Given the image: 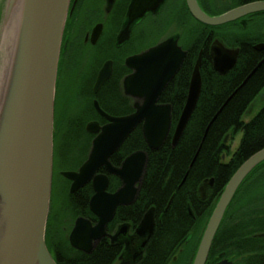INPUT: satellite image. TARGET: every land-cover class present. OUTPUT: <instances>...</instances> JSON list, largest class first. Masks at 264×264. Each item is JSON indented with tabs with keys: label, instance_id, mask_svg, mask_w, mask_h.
<instances>
[{
	"label": "flooded vegetation",
	"instance_id": "obj_1",
	"mask_svg": "<svg viewBox=\"0 0 264 264\" xmlns=\"http://www.w3.org/2000/svg\"><path fill=\"white\" fill-rule=\"evenodd\" d=\"M133 1L71 0L70 2L58 68L54 108V126L56 129L54 133L52 193L46 234L47 247L58 264H62L63 252L60 249L63 247H67L70 250L69 255L78 259L91 260L95 257H101L104 255V250L107 249L111 258L110 264H139L154 240L158 224H163L164 227L167 225V220H160V217L163 213H167L173 200V198L170 200L168 206L162 210L163 212H160L155 205L149 207V205L138 204L150 163V155L161 151L167 142H170L173 148L178 144L174 145L173 143L174 134L186 105L192 73L200 53L202 52L201 67L204 66V60H206L208 67L219 73L214 69L215 56H217L214 43L219 41L226 49L237 52L234 67L225 75L235 72L238 66L245 67L249 72L232 97L239 90L248 87L252 76L258 70V73H262L264 69V12L250 14L228 24L212 27L195 18L188 5V0H162V3L155 10L148 11L142 19L132 26L129 38L120 43V35L127 25ZM196 1L207 15L216 17L238 7L264 0ZM4 3L5 0H0V15L3 14ZM200 24L210 27L203 37L204 47L202 48L199 44L200 33L197 34ZM195 35L197 37L193 40ZM153 37L155 38L154 42L144 45L148 38ZM170 38L177 40L179 46L187 52L184 64L189 59L194 61L192 62L193 70L191 71L187 97L184 95L186 83L184 76L178 77L181 68L158 101V104L172 108V126L168 139L159 150L150 149L144 138L143 124H140L136 129H141L147 149H136L133 139L135 129L110 156L109 166L104 163L102 158L84 169L90 160L95 139L102 132V129L109 124V121L96 108L95 102H98L99 107L110 116L119 117L133 114L136 111L137 99L126 95L124 89V80L133 73V70L127 66V59ZM197 41L199 42L198 47L195 46ZM227 58L226 64L230 62L232 57ZM105 68L110 72V76L95 92L98 77ZM190 69L188 68V70ZM257 78L259 80V77ZM252 83V85L256 84V82ZM248 89H250L248 97H252V99L249 101L240 123L230 127V130L222 138L220 156L222 165H228L240 148L239 146L232 153L230 139L227 138L229 133L232 132L231 138L234 139L238 132L242 131V143L245 127L251 122H244L243 116L252 102L264 90V85L260 88L248 87ZM110 90L118 95L120 107H114L107 101L106 96ZM61 92H64V96ZM74 97L80 98L77 111L66 120L64 113L70 108ZM61 98L62 104L60 103ZM182 103L184 105L180 116L178 120H175L176 107ZM87 106L90 115L82 118L84 121L81 124L84 132L83 141L75 147L76 152L68 151L69 142L66 137L71 131L72 119L81 114L83 110L86 111ZM59 108H62L61 117L63 118L58 124L56 113ZM68 121L70 122L68 123ZM92 124H97L98 129L94 128L96 125L91 126ZM96 130L98 132H95ZM261 140L264 141L263 136ZM139 151L147 153L148 164L138 196L131 204L118 205L113 218L106 226L101 225L100 213L104 214L106 200L104 195L99 199V212H96L97 207L95 211L92 206L93 198L97 194L99 196V189L101 188L103 193L106 192L109 195H114L120 191L124 185L123 180L113 173L111 168L113 170L121 169L124 162ZM192 163L194 164V161ZM105 178H107V185L104 187ZM185 180L186 177L183 183ZM244 184L252 187V191L257 195V204L252 205L253 214L247 220L237 219L236 210L240 207V203L238 200L234 203ZM138 185L136 184V186ZM216 187L215 178L205 179L198 187V197L202 201H206L211 195L214 197L222 194L216 191ZM238 192L218 229L206 264H264V168L262 167L259 172L252 171ZM231 205L232 210L229 211ZM151 208L155 209L156 226L154 235L149 239L148 236H138L137 229ZM188 214L190 224L184 234L178 237L172 236L169 238L170 241H167L166 248L171 259L168 264H189L193 253L194 261L209 221L203 228L202 235L197 236L201 227L197 218L198 214L193 208L188 209ZM163 221L165 222L163 223ZM195 233L197 234L195 235ZM72 237L81 243L83 249L80 250L73 246Z\"/></svg>",
	"mask_w": 264,
	"mask_h": 264
},
{
	"label": "water",
	"instance_id": "obj_2",
	"mask_svg": "<svg viewBox=\"0 0 264 264\" xmlns=\"http://www.w3.org/2000/svg\"><path fill=\"white\" fill-rule=\"evenodd\" d=\"M70 2L5 0L0 20V264H58L47 247L46 232L52 193L58 68ZM160 3L162 0H134L120 43L129 38L132 26ZM188 5L198 21L212 27L264 12V1L216 17L207 15L196 0H188ZM214 50L217 53L214 69L225 75L234 67L237 52L226 49L219 41L214 43ZM229 56L232 58L226 64ZM186 57L187 52L178 41L170 38L127 59V66L133 73L124 80V89L126 95L137 99L136 111L114 117L95 102L109 124L95 139L84 169L102 158L109 166L110 156L140 124H143L144 138L150 149L157 151L164 145L172 126V108L160 105L158 101ZM3 58L5 64L2 67ZM201 66L202 52L192 73L186 105L174 134V145L181 139L199 102ZM109 76L106 68L101 71L95 92ZM91 126L98 129L97 124ZM263 162L264 148L247 159L230 179L205 228L193 264L207 263L214 238L236 193L250 173ZM147 164V153L139 151L131 155L121 169L111 168L122 178L124 185L114 195L103 193L101 188L99 196L93 198L92 206L95 211L97 207L96 212H99V199L104 195L106 200L104 214L100 213L101 225L106 226L113 218L118 205L131 204L136 199ZM106 185L107 178L104 187ZM154 212L155 209L151 208L145 214L137 229L138 236L150 239L154 235ZM72 244L83 249L73 237Z\"/></svg>",
	"mask_w": 264,
	"mask_h": 264
},
{
	"label": "trees",
	"instance_id": "obj_3",
	"mask_svg": "<svg viewBox=\"0 0 264 264\" xmlns=\"http://www.w3.org/2000/svg\"><path fill=\"white\" fill-rule=\"evenodd\" d=\"M209 29L210 27L200 24L197 32V34L200 33V43L198 41L195 42V46L198 47L199 43L201 48L204 47L203 37ZM196 37L197 35L193 36V40ZM193 61L192 59L187 60L178 75L179 78L181 75L184 76L186 81L184 88L185 97H187L188 93ZM188 68L191 69L188 70ZM200 71L203 80L202 93L181 139L176 147L173 148L171 143L167 142L161 151L150 155V163L138 204L149 205V207L155 205L160 212H163L162 210L168 206L170 200L172 198L173 200L167 213H163L160 217V220H167V225L164 227L163 224H158L154 240L139 264H168L170 262L171 259L166 248L168 245L167 241H170L169 238L172 236L178 237L184 234V231L187 230V226L190 224L188 217L189 208H193L198 214L197 218L201 223V227L198 234L195 233V235L201 236L202 230L207 221H209L221 195L220 193L223 192L226 184L249 157L264 148V141L261 140V137H264L263 108L246 125L244 139L232 161L228 165L220 163L222 138L230 130V127L240 123V119L252 99V97H248L250 94L248 87L255 89L264 85V69L262 73H258V70L252 76L248 87L239 90L233 97L232 95L248 75L249 71L245 67L238 66L235 72L222 76L214 72L212 68H209L206 60H204V66L201 67ZM257 77H259V80ZM252 82H256V84L252 85ZM106 99L114 107H120L118 95L113 90H110ZM183 103L176 107L175 120H178L180 116ZM88 115H90V111L87 106L86 111L83 110L81 114L72 119L71 131L66 137L69 142L68 151L76 152L77 149L75 147L83 141L84 132L81 124L84 121L82 118L88 117ZM214 118L215 120L213 121ZM212 121L213 123L207 131ZM133 139L137 150L147 149L140 128L135 130ZM195 158L196 160L191 167ZM262 164L256 167L253 172H259L262 167L264 168ZM185 177L186 180L183 183ZM209 178L216 179V191L220 195L214 197L211 195L206 201H202L198 197L197 190L199 185ZM181 184L182 186H180ZM248 189L249 191H247ZM249 192H253L252 187L244 184L237 194V198L234 201L236 203L238 200V203H240V207L236 210L237 219L247 220L253 214L252 205L257 204V195L254 192ZM249 196L253 197L250 198ZM231 210L232 205L229 211ZM60 250L63 252L62 264H110L111 261L107 249L104 250V255L91 260L78 259L69 255L70 250L67 247H63ZM193 256L194 253L191 254L189 264H192Z\"/></svg>",
	"mask_w": 264,
	"mask_h": 264
},
{
	"label": "rangeland",
	"instance_id": "obj_4",
	"mask_svg": "<svg viewBox=\"0 0 264 264\" xmlns=\"http://www.w3.org/2000/svg\"><path fill=\"white\" fill-rule=\"evenodd\" d=\"M5 4V3H4ZM2 17V14L0 15V18ZM258 21V19H257ZM264 23V22H263ZM155 41V38H148L144 45L152 43ZM4 57V56H3ZM5 64V59L3 58L1 66L3 67V65ZM1 75L2 72H0V79H1ZM58 79V78H57ZM77 85V83H76ZM62 96H64V92H61ZM80 98H75L73 99V101H71V105L70 108L68 109V111L65 114V118L66 120L68 118H71L73 113H75L77 111V107H78V103H79ZM62 104V98H61V102ZM264 106V90L260 93V95L252 102V104L250 105V107L248 108V110L246 111V113L243 116V121L244 122H249L251 121L260 111V109ZM62 108L57 109V113H56V119L58 120V124L61 123V120L63 117L62 116ZM232 136V132L229 133L228 137L230 139L229 143L231 145V150L232 153L235 152L237 150V148H239L240 144H241V139L243 136V132H238V134L234 137V139L231 138ZM229 158V157H228ZM250 198H252L253 196H249ZM257 197V196H256ZM203 233V230H202ZM202 235V234H201Z\"/></svg>",
	"mask_w": 264,
	"mask_h": 264
},
{
	"label": "bare ground",
	"instance_id": "obj_5",
	"mask_svg": "<svg viewBox=\"0 0 264 264\" xmlns=\"http://www.w3.org/2000/svg\"><path fill=\"white\" fill-rule=\"evenodd\" d=\"M55 127V126H54Z\"/></svg>",
	"mask_w": 264,
	"mask_h": 264
}]
</instances>
